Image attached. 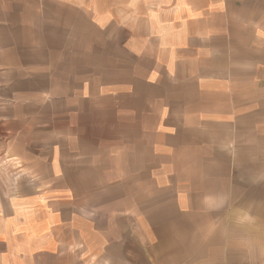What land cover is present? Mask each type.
<instances>
[{"label": "crops", "instance_id": "obj_1", "mask_svg": "<svg viewBox=\"0 0 264 264\" xmlns=\"http://www.w3.org/2000/svg\"><path fill=\"white\" fill-rule=\"evenodd\" d=\"M0 264H264V0H0Z\"/></svg>", "mask_w": 264, "mask_h": 264}]
</instances>
